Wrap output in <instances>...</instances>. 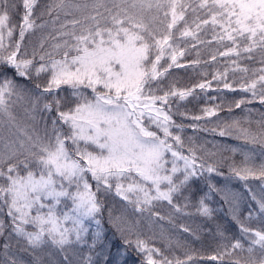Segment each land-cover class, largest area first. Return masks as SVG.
Masks as SVG:
<instances>
[{
    "label": "snow or ice",
    "instance_id": "snow-or-ice-1",
    "mask_svg": "<svg viewBox=\"0 0 264 264\" xmlns=\"http://www.w3.org/2000/svg\"><path fill=\"white\" fill-rule=\"evenodd\" d=\"M22 7L16 25L11 23L16 4L0 0V264H25L21 253L43 264L36 252L46 248V255L59 252L64 264H71L67 251L76 245L89 253L98 247L101 253L110 251L98 218L105 208L102 197L109 195L140 217L129 220L108 209L109 223L125 249L143 256L141 264H195V254L185 252L183 259L164 255L140 238L139 226L145 217L175 226V215L193 214L186 211L189 207L212 218L215 210L207 201L214 191L223 193L230 219L248 243L234 239L207 259L224 264L225 257L247 252L229 264H264V122L259 132L238 121L219 131L231 135L234 127L244 142L231 149L241 162L228 165V176L243 182L251 202L242 215L244 194L212 184L192 203L196 180L205 172L224 174L185 144L184 126L173 118V102L178 106L197 89L219 91L220 85L251 93L264 104V0H52L40 16L51 17L59 28L31 53L23 48L26 34L48 22L36 24L39 0H22ZM49 38L56 42L46 49ZM213 44L218 48L205 63L227 59L222 72L190 88L164 85L171 70L201 64L200 59L181 63L189 52L199 57L201 47ZM244 61L259 67L250 69ZM230 71L245 74L238 87L229 82ZM65 88L68 95H60ZM17 101L28 104L31 124L14 115ZM246 102L241 99L235 107ZM219 107H205L203 116L192 119L215 117ZM40 122L42 131L36 128ZM248 145L260 146L259 163ZM250 181L259 182L256 190ZM181 197L183 204L177 202ZM165 203L171 209L167 216L156 210ZM254 220L259 226H252ZM216 234L223 237L222 225H216ZM109 259L105 254L104 264ZM83 264H94L93 256L86 255Z\"/></svg>",
    "mask_w": 264,
    "mask_h": 264
},
{
    "label": "trees",
    "instance_id": "trees-1",
    "mask_svg": "<svg viewBox=\"0 0 264 264\" xmlns=\"http://www.w3.org/2000/svg\"><path fill=\"white\" fill-rule=\"evenodd\" d=\"M10 2L16 4V10L11 15V23L19 25L21 15L23 14L22 0H10ZM52 0H39V7L35 10L34 18L36 24L39 25L42 22L47 21L43 28H36L26 34L23 42V48L27 49L29 53L32 52L33 48L38 47L40 40L43 35L49 37L56 34V29L59 28V23L53 25L51 23V17L44 15L40 16V12L44 10L45 6L50 4ZM55 15V13H53ZM65 17L61 15L60 22L62 23ZM71 19V17H68ZM44 37V38H45ZM18 39L17 32L12 37V42ZM56 41L50 38L46 41V49H50L51 44ZM218 46L213 44L207 48L201 47L199 49L200 55L197 57L195 51L189 52L181 63H186L194 59H200L201 64L195 68H180L171 70L169 76L163 82L167 86L170 82L176 83L179 88H190L192 85L202 81L203 79H211V75L217 70L223 71L224 67L229 63L225 58H217L215 63H205L209 61V57L212 53L217 50ZM222 50V49H220ZM243 63L251 69L259 67L258 63L244 61ZM207 72L208 76H203V73ZM249 76L251 73L248 74ZM245 74L241 72L232 73L229 72L228 80L234 84V87H238ZM46 79V78H45ZM21 83H25L21 81ZM220 90H212L201 92L196 90L193 96L188 97L185 101H180L178 106L176 102H173V110L177 113L174 115V120L177 124L184 126V131L181 133L185 140V144L188 146H195L197 148V154L202 156L206 163L215 164L219 172L224 175H217L215 173L208 174L204 173L203 177L196 180L193 184L192 203L195 204L197 198L204 193L208 192V185H215L216 188H221V180L224 176H228V165L230 163L239 164L242 160L240 154H234L231 149L238 147L244 142L238 140V130L231 128V135L220 136L219 131L226 126L232 125L233 121H238L240 126L248 128L252 132H259L261 122H264V104L260 103L258 98H253L251 93H244L242 91H230L223 89L222 85L219 86ZM217 88V85L213 83V89ZM66 88L60 95H68ZM214 97L215 99H210ZM50 99V97H49ZM241 99L250 101L242 104L239 108L235 107V103ZM219 105L217 115L215 117L204 118L199 121L193 120L194 116H203L202 109L205 107H214ZM179 113H185L186 115L181 116ZM197 125V127H192ZM207 129V130H205ZM216 129V131H212ZM191 137V142L189 141ZM249 147H260L259 145ZM245 201L242 202V215L247 211L248 203L247 193L242 190ZM187 195V193H185ZM222 192H212L210 199L207 201L209 206L215 211L212 218H207L198 214H195V209L189 207L186 209L187 212L193 213L192 215H175L173 217L174 224L169 223L167 220L158 221L156 223H150L145 217L141 219L139 226L140 238L148 240L150 244L157 248H160L164 255L184 258L185 252L189 254H195V264H219L218 261H211L207 259L208 256L215 253L217 250L222 251L224 245H230L234 239L240 238L242 242L247 246V238L241 237L236 225L231 221L228 214V207L222 199ZM104 199L105 208L101 214V226L104 231V242L106 245H110V251L101 253V248L95 249L94 252L89 253V249L86 246L78 245L82 251L83 260L86 255L91 254L93 256L94 264H104V255L107 254L109 264H141L143 256L138 255L134 248L125 249L120 235L116 232L115 228L109 223L108 220V209L112 208L113 215H123L129 220L140 219L132 213L130 207L124 202L120 201L118 197L109 195L102 197ZM178 203L183 204L184 201L178 198ZM158 211L162 215H169L171 209L165 204L157 205ZM5 220L6 217H3ZM222 225L224 230L223 237L216 234V225ZM180 225H184L190 229V232H183L180 229ZM162 226V227H161ZM253 227L259 226L254 220L252 223ZM92 230H95V225L92 226ZM136 237L133 236L132 239ZM12 241H15L13 238ZM90 241V238H89ZM0 243H3V237H0ZM16 248V247H14ZM123 252L124 255H120ZM97 253H101L97 255ZM26 253H21L20 256L24 257ZM247 252H237L233 257H225L224 264H229V261L236 257L246 258Z\"/></svg>",
    "mask_w": 264,
    "mask_h": 264
},
{
    "label": "rangeland",
    "instance_id": "rangeland-1",
    "mask_svg": "<svg viewBox=\"0 0 264 264\" xmlns=\"http://www.w3.org/2000/svg\"><path fill=\"white\" fill-rule=\"evenodd\" d=\"M44 37L45 36L43 35L42 38H44ZM26 107H28V104L25 101H17L13 105L12 110H13L14 115L17 117V119L21 123L31 124L32 121L28 118V114L25 112ZM36 128L38 131H42V129H43L42 122L37 123ZM251 148L252 147H249V149H251ZM259 151H260V147H256L255 152L257 153V160H256L257 163L260 162V158L258 155ZM221 183H222L220 186L221 188H227L231 191L239 192V193L243 192L242 191L244 189L243 182H241L235 178L224 176L221 180ZM258 183L259 182H257V181H250L249 186L252 187L254 190H256L258 188ZM242 205H241V207H242ZM227 207H228V205H227ZM253 207H254V205H253ZM242 209H243V207H242ZM6 219H7V217H6ZM257 224H258V222H257ZM12 243H13V250L15 251L16 248H14V247H16V243H15V241H12ZM49 251L50 250L47 248L44 249L43 251H37L36 256L42 260L43 264H64L62 256L59 252H54L51 255H46V253H48ZM67 254L69 256V260L71 261V264H83L82 251L80 250L78 245L68 249ZM20 259H22L25 262V264H33V257L27 253L24 257L20 256Z\"/></svg>",
    "mask_w": 264,
    "mask_h": 264
}]
</instances>
